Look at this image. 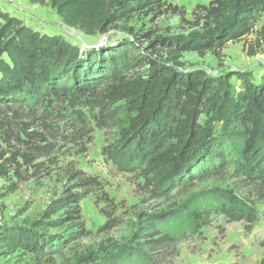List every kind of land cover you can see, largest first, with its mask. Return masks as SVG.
Listing matches in <instances>:
<instances>
[{"label": "rangeland", "instance_id": "374dc122", "mask_svg": "<svg viewBox=\"0 0 264 264\" xmlns=\"http://www.w3.org/2000/svg\"><path fill=\"white\" fill-rule=\"evenodd\" d=\"M209 1L167 0L170 8L139 11L111 25L105 33L92 35L64 24L49 5L0 0V10L40 33L60 35L79 46L115 45L123 38L135 39L143 53L160 65L179 70L199 68L210 76L233 73L227 88L233 104L242 84L236 73L250 74L252 82L264 76V41L257 43L256 37L264 24V13L250 34L227 42L220 65L210 53L174 52L171 46L149 49L155 37H165L167 42L176 37L189 41L202 32L204 21L198 22L196 7ZM251 49L253 54H249ZM146 69L142 67L135 74L144 75ZM120 105L119 101H109L108 110L103 111L92 102L61 98L25 109L14 120L17 136L13 134L8 144L0 139V153L8 156L17 147L25 149L23 141L29 137L22 130V121L29 124L28 131L37 132L32 141L41 142L43 137L47 146L42 156L22 168L24 179L17 182L14 192L2 195L9 183L16 181L11 170L10 178L0 177V228H34L30 227L33 222L46 220L45 213L66 202L69 195L79 197V201L58 208L47 218L72 215V220L35 228L41 242L39 254L0 246V264H83L89 254L105 250L108 258L99 263L261 264L264 177L257 182L246 180L235 171L234 158L229 157L223 172L203 180L184 176V180L170 182L141 167L134 168L126 152H111L119 144L118 130L125 118ZM108 113L113 115L107 117ZM214 129L215 135L222 134L221 123ZM86 182L91 184L86 186ZM225 192H232L247 206L253 222L249 213L245 219L230 220L216 209L219 194ZM75 207L79 214L72 212ZM159 237H163L161 241H157Z\"/></svg>", "mask_w": 264, "mask_h": 264}, {"label": "trees", "instance_id": "16d2710c", "mask_svg": "<svg viewBox=\"0 0 264 264\" xmlns=\"http://www.w3.org/2000/svg\"><path fill=\"white\" fill-rule=\"evenodd\" d=\"M26 1L49 5L64 24L88 35L105 33L111 25L139 11L171 7L167 0ZM196 8L200 13L198 22L204 21L202 32L189 41L176 37L167 42L165 37H155L149 49L171 46L174 52L194 51L200 56L210 53L220 65L227 42L240 40L253 31L258 16L264 13V0H210ZM144 36L151 38L149 34ZM256 37L257 43L264 41V24ZM253 53L251 49L249 54ZM142 67H147L146 73L137 76L136 70ZM232 76H210L199 68L179 70L160 65L143 53L135 39L123 38L115 45L79 46L60 35L40 33L0 10V111L4 114L0 139L7 144L17 136L14 122L25 109L69 98L92 102L106 111L108 102L114 100L121 103L125 118L118 130L119 144L111 152H126L134 168L141 167L170 182L184 180V176L203 180L223 172L229 157L234 158L235 171L246 180L262 181L264 76L252 82L250 74L236 73L242 84L233 104L227 89ZM217 123L222 124L220 136L214 132ZM21 125L29 137L23 141L25 149L17 147L8 156L0 153V177L10 178L11 170L12 179H16L3 196L17 189V182L24 179L22 168L42 156L47 146L43 137L41 142L32 141L37 132L28 131L29 124L22 121ZM232 132L236 136L232 137ZM69 196L45 213L46 220L33 222L30 227L34 228H0V246L39 254L41 242L35 228L72 220V215L47 219L58 208L77 204L79 197ZM216 209L230 220L245 219L248 213L253 216L232 192L219 194ZM72 212L79 214L77 207ZM106 252L89 254L83 264H104L99 262L108 258Z\"/></svg>", "mask_w": 264, "mask_h": 264}, {"label": "water", "instance_id": "95a60500", "mask_svg": "<svg viewBox=\"0 0 264 264\" xmlns=\"http://www.w3.org/2000/svg\"><path fill=\"white\" fill-rule=\"evenodd\" d=\"M100 43H102V42H100ZM100 43H99V44H100Z\"/></svg>", "mask_w": 264, "mask_h": 264}]
</instances>
